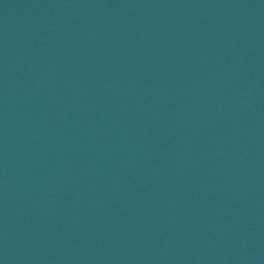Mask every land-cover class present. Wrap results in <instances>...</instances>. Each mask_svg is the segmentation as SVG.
Returning a JSON list of instances; mask_svg holds the SVG:
<instances>
[{"label":"water","instance_id":"obj_1","mask_svg":"<svg viewBox=\"0 0 264 264\" xmlns=\"http://www.w3.org/2000/svg\"><path fill=\"white\" fill-rule=\"evenodd\" d=\"M0 264H264V0H0Z\"/></svg>","mask_w":264,"mask_h":264}]
</instances>
